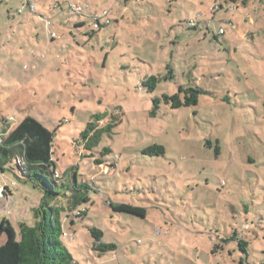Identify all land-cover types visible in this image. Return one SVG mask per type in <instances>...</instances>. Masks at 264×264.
Wrapping results in <instances>:
<instances>
[{
  "label": "rangeland",
  "instance_id": "rangeland-1",
  "mask_svg": "<svg viewBox=\"0 0 264 264\" xmlns=\"http://www.w3.org/2000/svg\"><path fill=\"white\" fill-rule=\"evenodd\" d=\"M30 2L0 0V122L37 119L56 175L90 188L85 216L62 223L73 262L264 264V0ZM180 88L200 91L195 106L163 103ZM2 184L17 240L41 198L10 170ZM49 202L64 219L66 197Z\"/></svg>",
  "mask_w": 264,
  "mask_h": 264
},
{
  "label": "trees",
  "instance_id": "trees-1",
  "mask_svg": "<svg viewBox=\"0 0 264 264\" xmlns=\"http://www.w3.org/2000/svg\"><path fill=\"white\" fill-rule=\"evenodd\" d=\"M148 83V90H153L157 78L151 76ZM199 92L197 89L180 88L174 95H162L161 100L172 109L195 106ZM159 102V99L153 100L155 108ZM6 122L7 120L2 121L0 125L7 124ZM51 146V131L30 116L20 120L8 133L0 130V172L12 171L20 184L30 183L38 190L41 198L33 214L35 223L32 226L19 223L17 240L9 222L6 219L0 220V237H4V243L0 246V264H75L61 240V236L65 237L62 223L70 219L73 224L72 218L85 216L76 207L88 201L87 193L90 188L83 183L78 186L74 175L67 179L56 175L51 159ZM146 152L161 154L162 148L154 147ZM96 164L101 165L99 161ZM59 186L62 188L61 193L57 189ZM58 196L66 197L68 204V214L64 219L60 218L59 210L49 202H56ZM111 208L115 212L141 218L145 216L144 209L127 204ZM90 234L99 248L101 231L92 227Z\"/></svg>",
  "mask_w": 264,
  "mask_h": 264
},
{
  "label": "built area",
  "instance_id": "built-area-1",
  "mask_svg": "<svg viewBox=\"0 0 264 264\" xmlns=\"http://www.w3.org/2000/svg\"><path fill=\"white\" fill-rule=\"evenodd\" d=\"M25 3L31 9V11L35 12L34 3L30 2V0H25ZM219 8H220V6L218 4H216V5L212 6V7H210L209 11L211 13L213 12V14H214ZM68 9L71 10V11L73 10L77 14H81L82 11H83V7L81 5H70ZM106 15H107L106 12H104L101 16L94 15L92 17V20L95 22V24H98V21L101 19V17H104ZM49 26H50V21L45 20V27L48 29ZM233 27L235 28V26H233ZM218 34L219 35H223L224 34V30L222 28H219L218 29ZM50 37L52 39H58V36L55 33H53V32L50 33ZM64 236H66L65 233H64Z\"/></svg>",
  "mask_w": 264,
  "mask_h": 264
},
{
  "label": "crops",
  "instance_id": "crops-1",
  "mask_svg": "<svg viewBox=\"0 0 264 264\" xmlns=\"http://www.w3.org/2000/svg\"><path fill=\"white\" fill-rule=\"evenodd\" d=\"M34 3V2H33ZM35 5V4H34ZM57 5V4H56ZM28 7V6H27ZM29 8V7H28ZM36 8V7H35ZM35 12H36V10H35ZM83 24V23H82ZM81 23H80V25H82ZM224 34H225V31H224ZM14 128V126L12 127V125H11V123H7V124H2V125H0V130L2 131V132H5V133H8V132H10L12 129ZM12 183L13 184H15L13 181H12ZM13 184H11V187L12 186H14ZM17 191V190H16ZM15 195V189H12V188H10V187H8V186H5L4 184H2V185H0V202H2L3 201V203H1V205L3 206V210H5V211H3V212H6V208H7V206L5 205L7 202H8V199L10 200V198H12L13 196ZM2 198V199H1ZM2 214H4V213H2ZM9 214V213H8ZM2 219H5V217H3ZM18 224L19 223H24V222H22V221H20V222H17ZM35 223V222H34ZM33 223V224H34ZM25 224H27V223H25ZM32 224V225H33ZM28 226H32V225H29V224H27ZM3 239H1L0 241H4V237H2Z\"/></svg>",
  "mask_w": 264,
  "mask_h": 264
}]
</instances>
